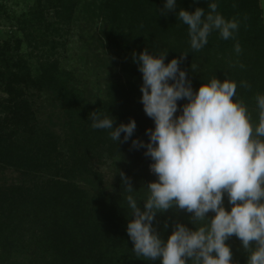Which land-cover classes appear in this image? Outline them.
<instances>
[{
	"label": "trees",
	"instance_id": "trees-1",
	"mask_svg": "<svg viewBox=\"0 0 264 264\" xmlns=\"http://www.w3.org/2000/svg\"><path fill=\"white\" fill-rule=\"evenodd\" d=\"M208 2L177 0L175 9L162 12L163 0H98L94 6L109 21L118 55L128 53L130 47L134 50L130 57L126 54L121 57L124 79L109 80L105 98L94 108L72 86L70 73L55 60H45L33 73L22 58L9 54L6 43L0 45V91L7 94L0 100V115L3 114L0 116V264H161L159 258L136 256L126 231L133 216L127 208L128 193L121 173L131 181L141 210L142 199L148 195L147 185L157 180L149 169L153 161L145 156V149L132 146L133 139L147 143L145 130L154 128L153 120L144 113L140 102L143 81L133 53L138 56L144 50L157 54L167 51L165 63L184 53L179 67L187 74L193 73L188 78L193 91L214 76L220 81L233 80L237 84L235 99L246 105L254 128L259 122L256 96L264 94V23L260 0H216L217 11L225 19H235L238 30L228 40L213 31L207 45L193 51L188 28L176 13L180 8L191 12L196 7L207 12ZM80 3L81 0H34L28 11L30 17L23 20L26 36L37 34L40 26L36 16L40 18L43 10L46 15L52 11L53 16L52 21H47V31L73 19ZM121 40H126V45ZM237 43L241 47L239 54L235 52ZM192 63L197 65V70L192 69ZM242 81L249 86L243 87ZM41 93L51 96L65 112L61 129L54 132V141L46 140L47 136L41 137L37 131L39 109L34 107L33 99ZM186 102H177L176 115L181 114L180 106ZM97 110L112 116L114 127L135 120L133 136L122 142V133L121 141L115 144L108 130L92 128L89 113ZM57 143L67 153L59 168L57 159L51 157H60L62 153L49 152V147L54 148ZM103 154L111 160L118 159V170L109 184H104L101 173L94 169ZM6 169L20 172L24 185H9L4 179ZM223 206L230 210L226 194ZM206 216L210 219L214 213ZM176 223L193 231L196 228L192 213L176 206L157 212L153 227L166 240ZM225 243L232 252L233 264H247L248 253L239 238L232 235ZM250 246L254 247L255 242Z\"/></svg>",
	"mask_w": 264,
	"mask_h": 264
},
{
	"label": "clouds",
	"instance_id": "clouds-1",
	"mask_svg": "<svg viewBox=\"0 0 264 264\" xmlns=\"http://www.w3.org/2000/svg\"><path fill=\"white\" fill-rule=\"evenodd\" d=\"M163 5L162 12L173 10L177 0H163ZM207 7V12L196 7L176 13L188 28L193 51L203 49L213 31L228 40L239 27L235 19H225L217 11L216 0H209ZM166 52L133 53L142 74L140 102L154 128L145 130L147 143L133 139L132 146L145 149L157 177L147 185L141 210L131 181L121 173L133 216L126 225L133 251L144 259L159 258L161 264H233L225 241L235 235L248 253L247 264H264V94L256 96L259 122L254 128L246 105L235 99V81L214 76L193 91L191 80L179 67L184 53L165 63ZM235 52H241L238 43ZM191 67L197 70L196 64ZM241 85L249 86L243 81ZM180 100L187 102L176 115ZM89 118L91 127L108 130L115 144L122 133V142H127L136 129L133 119L114 127V118L98 110L90 112ZM225 194L230 210L223 206ZM173 206L192 213L196 228L176 223L164 240L153 220L157 212ZM209 212L214 213L210 219Z\"/></svg>",
	"mask_w": 264,
	"mask_h": 264
},
{
	"label": "rangeland",
	"instance_id": "rangeland-1",
	"mask_svg": "<svg viewBox=\"0 0 264 264\" xmlns=\"http://www.w3.org/2000/svg\"><path fill=\"white\" fill-rule=\"evenodd\" d=\"M97 4L98 0H81L73 19L57 24V29L49 28L47 31H45L47 21H52L53 16L52 11H47L46 15V10H43L40 18L36 16V23L40 26L37 34L26 36L23 20L30 17L28 11L34 5V0H0V45L6 43L9 54L22 58L31 67L33 73L45 60H55L60 68L70 73V83L80 90L82 97L91 108L97 107L105 98V86L108 81L120 79L119 77L124 79L121 57L125 54L130 57L134 50V47H130L128 53L119 52L118 55L109 31V21L105 20L96 9L94 5ZM260 4L264 23V0H260ZM126 42L121 40L120 43L126 45ZM191 76L193 73L187 74L188 78ZM6 96V93L0 91V100ZM33 105L39 109L37 131L41 137L46 135V140L54 141V132H59L63 121L61 118H65L62 105H59L56 100L53 101L52 97L46 93H41L34 98ZM0 116L2 117L3 114ZM43 123L46 124L43 125ZM60 146L61 143H57L53 145L54 148L49 147V152L53 155L62 153L60 157H51L54 160L57 159L58 168L67 157L65 149ZM56 147L58 149H55ZM94 167L101 173V181L109 184L114 177L113 173L118 170V159L111 160L103 154ZM60 173L63 172L60 171ZM23 178L20 172L12 169L4 171V179L9 185L23 186Z\"/></svg>",
	"mask_w": 264,
	"mask_h": 264
}]
</instances>
